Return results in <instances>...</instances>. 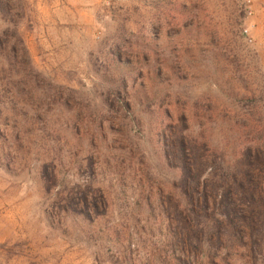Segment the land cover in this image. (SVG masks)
Wrapping results in <instances>:
<instances>
[{"label":"rangeland","instance_id":"rangeland-1","mask_svg":"<svg viewBox=\"0 0 264 264\" xmlns=\"http://www.w3.org/2000/svg\"><path fill=\"white\" fill-rule=\"evenodd\" d=\"M39 3L0 0V264H264L230 181L264 128V0H100L54 50Z\"/></svg>","mask_w":264,"mask_h":264},{"label":"crops","instance_id":"crops-1","mask_svg":"<svg viewBox=\"0 0 264 264\" xmlns=\"http://www.w3.org/2000/svg\"><path fill=\"white\" fill-rule=\"evenodd\" d=\"M100 0H43L39 3V26L29 38L46 47L47 50L58 48L67 27L92 20L93 12Z\"/></svg>","mask_w":264,"mask_h":264},{"label":"trees","instance_id":"trees-1","mask_svg":"<svg viewBox=\"0 0 264 264\" xmlns=\"http://www.w3.org/2000/svg\"><path fill=\"white\" fill-rule=\"evenodd\" d=\"M2 8L3 7L0 9L2 10ZM10 38L15 41L16 44L21 43L15 33ZM241 157L243 158V172L239 175H233L230 181L239 191L241 190L245 194L248 193L245 199L243 197V206H245L243 209L245 210L250 204L256 205L264 203L263 198H261V194L264 192V128H260L259 131H254L252 138H248L246 142H244L243 154L241 153ZM184 174L187 178L190 177L189 170L184 169ZM246 187H248L249 190H246ZM226 192L227 195L224 200H222V204L230 209V205L233 204V199L231 197L234 192L231 187H229ZM244 217L246 218L247 216Z\"/></svg>","mask_w":264,"mask_h":264},{"label":"built area","instance_id":"built-area-1","mask_svg":"<svg viewBox=\"0 0 264 264\" xmlns=\"http://www.w3.org/2000/svg\"><path fill=\"white\" fill-rule=\"evenodd\" d=\"M108 1H110V0H108Z\"/></svg>","mask_w":264,"mask_h":264}]
</instances>
